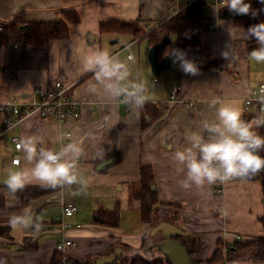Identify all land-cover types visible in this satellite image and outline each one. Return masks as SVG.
<instances>
[{
	"label": "crops",
	"instance_id": "0c3cea01",
	"mask_svg": "<svg viewBox=\"0 0 264 264\" xmlns=\"http://www.w3.org/2000/svg\"><path fill=\"white\" fill-rule=\"evenodd\" d=\"M189 1L0 0L2 25L20 10L26 21L64 19L63 11L78 16L77 21L67 22L69 35L65 38L27 44L0 42V101L9 95L25 94L35 83L50 86L60 80L69 85L68 93L80 109L78 118L64 122L34 112L1 137L0 259L9 264H54L58 255L56 242L64 237L77 242L76 247H67L63 253L70 264H109L123 256L122 251L153 259L150 256L161 239L159 223L167 221L185 237V243L176 239L187 249L189 264H206L219 241L232 244L263 233L264 191L259 179L235 178L223 184L185 190L181 187L185 172L172 159L177 149L187 145L190 132L206 135L202 125L216 119L215 108L210 107L214 100L238 108L242 119L249 123L256 119L250 118V113L257 112L246 110L243 100L253 94L252 89L259 82H264V63L250 61L252 48L240 27L246 28L231 17L218 16L219 8H211L204 15L201 52L188 53L200 67L196 76L185 75L170 58L169 66L155 76L144 51L151 44L147 40V45L142 46L145 37L136 38L131 31L100 29V22L105 20H139V26L147 30ZM246 2L254 9H264L259 0ZM259 14L264 15V11ZM222 20L223 25L219 24ZM171 35L175 36L169 35V43ZM114 39L117 40L111 42ZM94 50L108 51L122 61L129 55L133 57L128 61L132 78L146 83L150 97L142 108L87 91L94 75L82 71V59ZM224 51L228 59L222 55ZM174 86L178 89L171 99ZM189 101L194 102V107L185 105ZM12 134L21 139L37 138L42 141L38 147L45 148L59 149L69 142L78 143L82 148L81 182L70 189L30 184L24 194L10 193L4 179L5 169L12 165L11 157L16 152L10 141ZM18 153V166L24 167L23 154L20 150ZM111 156L119 160L108 165ZM142 166L151 168L156 192V199H146L151 216L147 221L142 218L143 199L135 196ZM216 186L221 187L219 192ZM36 189L39 193L32 195L30 191ZM69 201L75 202L77 209L62 217V206ZM115 205L119 208L117 226L110 227L97 219L98 211ZM25 208L31 209L34 219L39 220L40 231H17L10 227V218ZM62 220L81 226L62 229ZM123 230L137 233L125 234ZM236 234L241 236L240 240L235 239ZM191 247L195 248L192 253ZM162 256L165 258V254ZM225 264H264V260L238 256Z\"/></svg>",
	"mask_w": 264,
	"mask_h": 264
},
{
	"label": "clouds",
	"instance_id": "9594fccd",
	"mask_svg": "<svg viewBox=\"0 0 264 264\" xmlns=\"http://www.w3.org/2000/svg\"><path fill=\"white\" fill-rule=\"evenodd\" d=\"M259 2L264 4V0ZM222 7L237 15H250L253 18L264 11L254 9L246 0H222ZM240 29L245 40L255 39L259 45L249 52L250 61L264 63V22ZM222 55L229 58L226 51ZM167 56L185 75L200 74L198 63L189 58L187 51L172 48ZM132 59L130 55L122 61L104 50H94L84 55L82 71L94 75V80L87 85V91L122 101L137 109L142 108L150 97L146 94V83L132 78L128 66V61ZM259 102L264 104V98ZM210 107L215 108L216 119L202 125L206 135L190 132L186 137L187 145L177 149L172 157L178 169L185 172V179L181 183L185 190L223 184L235 178L245 180L264 171V155H261L264 152V135L255 130L264 127V109L249 123L242 119L241 111L234 106L214 100ZM40 144L42 141L34 137L23 138L18 143L17 148L23 154L25 166L19 167V162L13 161L5 169L4 183L10 193L22 191L30 184L70 189L81 182L79 159L82 148L78 143L69 142L59 149L38 147ZM9 225L13 230L34 228L37 232L41 226L28 208L13 215Z\"/></svg>",
	"mask_w": 264,
	"mask_h": 264
},
{
	"label": "trees",
	"instance_id": "16d2710c",
	"mask_svg": "<svg viewBox=\"0 0 264 264\" xmlns=\"http://www.w3.org/2000/svg\"><path fill=\"white\" fill-rule=\"evenodd\" d=\"M211 10V0H190L184 4L174 14L164 19L159 24L144 30L142 26H139V20H105L100 22V29L113 28L116 31L133 32V36L136 38H146L152 45L159 42L164 36H169L174 33L176 36V48L187 51V53H199L201 52L200 35L201 30L205 26L204 15ZM20 10L12 16V18L3 25L0 30V42L14 41L19 44H27L33 42H46L52 38H65L69 35L68 21H77L78 16L72 11H63L64 19L55 21H26L22 16ZM220 17H231L235 23L243 25L246 29L253 24L264 22V15L258 14L256 17L250 15H237L229 12L227 7L220 6L217 12ZM248 47L254 49L259 45L255 39L246 40ZM169 42L163 46L159 52L161 55L167 54V48ZM150 111V110H149ZM257 112V111H256ZM257 114L250 113L251 117H257ZM261 135H264V127L255 129ZM264 155V152L261 153ZM109 164L115 163L119 160V157L111 156L108 158ZM260 180L262 189L264 191V171H261L255 175ZM32 189V188H31ZM28 189L24 188L22 191H18L19 194H24V191ZM38 189L30 191L32 195L38 194ZM135 196L143 199L142 218L147 221L150 219V211L146 206V199L149 197L152 201L156 199V192L154 189V181L151 168L142 166L140 186L135 192ZM97 219L101 220L103 224H107L110 227L118 225L119 208L117 205L111 209L102 208L95 214ZM261 222L264 229V218L261 217ZM177 239L186 242L185 237L180 235L175 236ZM224 243L219 241L218 246L215 248L212 257L207 260L206 264H225V262L238 258V256L250 258L253 260H264V231L261 235L256 236L253 239L235 241L229 244L226 251L223 250ZM191 253L195 251L194 247L189 250ZM226 252V255L225 253ZM57 253V252H56ZM61 255L58 254L55 257L54 264H62ZM168 262L163 258H147L140 254H134L130 260L121 256L109 264H167ZM0 264H9L6 260L0 259ZM70 264V262L68 263ZM81 264V263H73ZM196 264H201L200 261H196Z\"/></svg>",
	"mask_w": 264,
	"mask_h": 264
},
{
	"label": "built area",
	"instance_id": "2783aa9c",
	"mask_svg": "<svg viewBox=\"0 0 264 264\" xmlns=\"http://www.w3.org/2000/svg\"><path fill=\"white\" fill-rule=\"evenodd\" d=\"M222 6V0H211V8L218 9ZM213 27L214 24H209ZM3 25L0 24V30H2ZM130 56V55H129ZM226 62V61H225ZM226 64H228L226 62ZM9 71L8 68H4ZM156 80V79H155ZM177 89L175 86L172 88L170 94L171 99L176 96ZM264 82H259L253 89L252 95L247 96L243 100V105L246 110H254L261 113V109H264V104L259 101L264 98ZM69 85L63 84L60 80L52 82L50 86H45L35 83L31 90L27 91L25 94L20 95H9L5 99L0 101V139L3 137L6 131L19 124L24 117L37 112L40 116H53L57 121L64 122L68 119H76L80 115V109L77 101L68 93ZM185 105L189 107H194V102H186ZM70 135L69 132H66ZM21 138L17 134H12L10 136V141L16 152L13 153L11 157V162L18 161L20 163V155L17 148L18 143ZM1 150V142H0ZM215 190L219 192L221 190L220 186H216ZM77 209V204L73 201H69L62 206L61 215L69 216L72 215ZM60 217V219H62ZM58 218V217H57ZM62 229H67L70 227H80L81 223H76L75 225L67 222L60 221ZM236 240H240L241 236L239 234L235 235ZM230 243L226 240L224 243L223 250L226 251L227 246ZM77 242L71 238L64 237L56 242L55 251L57 254L62 255V264H67L69 260L63 255L67 247H76ZM226 255V252H224Z\"/></svg>",
	"mask_w": 264,
	"mask_h": 264
},
{
	"label": "water",
	"instance_id": "95a60500",
	"mask_svg": "<svg viewBox=\"0 0 264 264\" xmlns=\"http://www.w3.org/2000/svg\"><path fill=\"white\" fill-rule=\"evenodd\" d=\"M116 40L117 39L111 40V42ZM168 42L169 36H164L159 42L152 44L149 48L148 57L151 63L152 73L155 75L158 74L161 69L169 66V57L167 55L161 58L159 57V52ZM109 161H111V159L107 160V163H109ZM102 164H104V162H102ZM160 224L164 237L159 239L156 244L159 251L165 254V260L170 264H189L185 257V255L188 254L187 249L175 238V236L181 234L180 230L174 224L167 221L160 222L159 226Z\"/></svg>",
	"mask_w": 264,
	"mask_h": 264
},
{
	"label": "rangeland",
	"instance_id": "374dc122",
	"mask_svg": "<svg viewBox=\"0 0 264 264\" xmlns=\"http://www.w3.org/2000/svg\"><path fill=\"white\" fill-rule=\"evenodd\" d=\"M172 36V38H171V42L169 43V46H168V48H167V53L169 52V51H171V49L172 48H176V44H175V36L174 35H171ZM142 44H144V45H142V46H145V44L147 45V39H143V43ZM149 48L150 47H146V48H144V51H146V53H147V56H146V61L150 64V62H149V57H148V53H149ZM156 76V75H155ZM18 95H20V94H17V96ZM122 212H125V211H122ZM125 214V213H124ZM123 218H124V216H123ZM127 230H123L122 232L123 233H125V234H128V233H137V232H126ZM159 237L160 238H163L164 237V233H163V230L160 228V234H159ZM116 252V251H115ZM122 254H123V256L124 257H126L127 258V260H130V258L132 257V255L133 254H129V253H127V252H123L122 251ZM144 254V253H143ZM163 254L159 251V249L158 248H156L154 251H153V254L150 256L151 258H163V259H165L164 258V256H162ZM185 257H188V254H186L185 255Z\"/></svg>",
	"mask_w": 264,
	"mask_h": 264
}]
</instances>
